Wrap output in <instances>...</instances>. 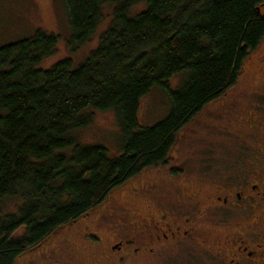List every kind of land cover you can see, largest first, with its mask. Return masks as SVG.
<instances>
[{"label":"trees","instance_id":"obj_1","mask_svg":"<svg viewBox=\"0 0 264 264\" xmlns=\"http://www.w3.org/2000/svg\"><path fill=\"white\" fill-rule=\"evenodd\" d=\"M64 3L73 49L97 32L105 6L112 9L97 47L81 63L66 57L42 66L59 43L58 34L43 28L0 46V264H15L113 188L163 163L179 130L229 89L264 39V0ZM155 87L166 90L170 107L145 125L141 101ZM94 110L115 111L119 153L76 138ZM12 197L21 202L5 212Z\"/></svg>","mask_w":264,"mask_h":264},{"label":"flooded vegetation","instance_id":"obj_2","mask_svg":"<svg viewBox=\"0 0 264 264\" xmlns=\"http://www.w3.org/2000/svg\"><path fill=\"white\" fill-rule=\"evenodd\" d=\"M263 40L244 61L257 51L263 75L255 77L257 88L233 89L238 77L208 102L221 99L220 162L210 156L172 161V147L159 164L165 167L161 177L132 186L136 204L145 199L143 209L109 197L95 221L93 209L73 222L84 221L78 241L94 255L91 264H264ZM68 241L58 245L52 238L38 254L52 264H83L64 253Z\"/></svg>","mask_w":264,"mask_h":264},{"label":"rangeland","instance_id":"obj_3","mask_svg":"<svg viewBox=\"0 0 264 264\" xmlns=\"http://www.w3.org/2000/svg\"><path fill=\"white\" fill-rule=\"evenodd\" d=\"M141 8H143L142 4L134 7L132 12L135 13ZM111 10L110 5L105 6L104 13L107 17L101 23L97 32L83 45L73 49L70 42L69 12L64 0H0V46L31 35L37 29L43 28L58 34L59 43L55 53L44 60L41 65L49 67L66 57L72 58L73 63L78 65L97 47L101 32L110 21ZM260 45L258 51L264 52V40ZM251 63L253 64L250 65ZM241 71V83L239 82L233 89L257 88L258 83L255 77H263V75L260 76L262 72L258 70L257 51L251 53L249 60L243 64ZM181 79L182 75L173 77L170 81V86L176 87ZM167 94L165 89L155 87L143 97L139 111L142 124L151 125L165 116L170 107ZM220 103L221 99L210 103L207 102L202 110L179 130L178 139L172 148V161L184 158L187 161L194 158L198 160L200 157L210 156L217 160L216 164L220 162L224 155V144L222 142L224 139L218 128L224 127L225 123ZM74 133L81 143H104L113 155L121 151L122 137L114 110H94L89 124L75 130ZM164 170V165L143 169L134 178L113 188L105 201L94 209L91 220L95 221L97 219L98 213L107 204L109 197L122 202L126 208L138 207L140 210L143 209L145 199L140 196L136 204L135 196L131 190L132 186L144 184L153 176L161 177L165 173L163 172ZM20 202L21 200L17 197L7 198L3 204V209L5 212L15 211L17 204ZM131 203L133 205H130ZM83 222L79 221L76 222L77 224L74 223L76 225L72 224L60 228L47 237L40 245L21 254L15 264H52V262L45 260L38 254L50 246L52 238L57 240L58 245H60L63 238L68 239L64 253L75 257L76 262L91 264V260L95 258L94 255L88 252L89 248L78 241L82 237L79 226ZM200 264L204 263L201 262Z\"/></svg>","mask_w":264,"mask_h":264}]
</instances>
